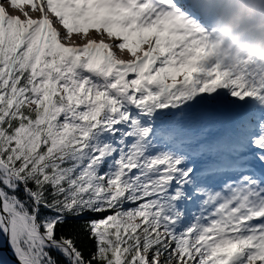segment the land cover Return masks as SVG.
<instances>
[{"label":"snow or ice","instance_id":"obj_1","mask_svg":"<svg viewBox=\"0 0 264 264\" xmlns=\"http://www.w3.org/2000/svg\"><path fill=\"white\" fill-rule=\"evenodd\" d=\"M261 5L0 0L15 264H264V46L212 26Z\"/></svg>","mask_w":264,"mask_h":264},{"label":"water","instance_id":"obj_2","mask_svg":"<svg viewBox=\"0 0 264 264\" xmlns=\"http://www.w3.org/2000/svg\"><path fill=\"white\" fill-rule=\"evenodd\" d=\"M4 249H5V255L8 257L10 264H12L10 260L12 259L15 260V258L12 255L11 249L7 246V244H4Z\"/></svg>","mask_w":264,"mask_h":264},{"label":"bare ground","instance_id":"obj_3","mask_svg":"<svg viewBox=\"0 0 264 264\" xmlns=\"http://www.w3.org/2000/svg\"><path fill=\"white\" fill-rule=\"evenodd\" d=\"M257 3H259V0H257ZM264 6V5H263ZM262 6V9L258 10V12H264V7ZM11 11V9H9ZM0 251L5 254L4 244L3 246H0ZM12 264H15V260H10Z\"/></svg>","mask_w":264,"mask_h":264},{"label":"trees","instance_id":"obj_4","mask_svg":"<svg viewBox=\"0 0 264 264\" xmlns=\"http://www.w3.org/2000/svg\"><path fill=\"white\" fill-rule=\"evenodd\" d=\"M0 261L2 264H9L8 259L0 252Z\"/></svg>","mask_w":264,"mask_h":264},{"label":"rangeland","instance_id":"obj_5","mask_svg":"<svg viewBox=\"0 0 264 264\" xmlns=\"http://www.w3.org/2000/svg\"><path fill=\"white\" fill-rule=\"evenodd\" d=\"M11 12H12V14H19L18 12H15V11H12L11 10ZM1 252V251H0ZM2 253V252H1Z\"/></svg>","mask_w":264,"mask_h":264}]
</instances>
